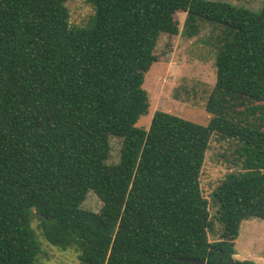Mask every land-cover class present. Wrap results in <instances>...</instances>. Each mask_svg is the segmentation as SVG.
Returning <instances> with one entry per match:
<instances>
[{
	"label": "trees",
	"instance_id": "1",
	"mask_svg": "<svg viewBox=\"0 0 264 264\" xmlns=\"http://www.w3.org/2000/svg\"><path fill=\"white\" fill-rule=\"evenodd\" d=\"M68 1L0 0V264H37V234L78 264H253L233 255L241 224L264 221V5L82 0L94 13L74 27ZM199 22L219 30L209 122L155 112L136 127L159 36L191 39ZM213 136L236 143L241 170L213 190L210 242L199 179Z\"/></svg>",
	"mask_w": 264,
	"mask_h": 264
},
{
	"label": "rangeland",
	"instance_id": "2",
	"mask_svg": "<svg viewBox=\"0 0 264 264\" xmlns=\"http://www.w3.org/2000/svg\"><path fill=\"white\" fill-rule=\"evenodd\" d=\"M210 1L226 2L252 11H258L264 5V0ZM65 7L69 13L68 22L74 27L85 26L94 13L93 7L82 0H69ZM185 17V13L180 12L174 15L180 31ZM198 24L199 32L191 39L184 35L159 36L155 52L160 59L152 63L142 86L147 93L149 106L136 127L147 130L155 112L177 116L203 126L209 122L212 116L205 111V104L215 84V38L219 30L206 22ZM110 147L108 163L114 164L119 159L121 140L111 138ZM235 148V142L213 136L205 153L199 181L201 193L209 203V213L214 224L213 233L209 236L210 242L216 241L221 229L215 220L216 207L211 200L213 190L226 174L241 170L239 161H236L237 156L233 153ZM101 207L99 198L94 193H88L82 208L97 213ZM31 227L36 231L34 216ZM37 237L43 251L37 264H78V253L73 249L62 251L47 244L38 234ZM234 249L233 260L264 264V221H244Z\"/></svg>",
	"mask_w": 264,
	"mask_h": 264
}]
</instances>
